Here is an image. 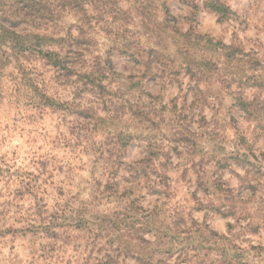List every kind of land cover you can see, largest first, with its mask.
<instances>
[{"label":"rangeland","instance_id":"374dc122","mask_svg":"<svg viewBox=\"0 0 264 264\" xmlns=\"http://www.w3.org/2000/svg\"><path fill=\"white\" fill-rule=\"evenodd\" d=\"M0 5V264H264V0Z\"/></svg>","mask_w":264,"mask_h":264},{"label":"trees","instance_id":"16d2710c","mask_svg":"<svg viewBox=\"0 0 264 264\" xmlns=\"http://www.w3.org/2000/svg\"><path fill=\"white\" fill-rule=\"evenodd\" d=\"M17 1V0H16ZM24 1H26V0H24ZM31 3V5H33V7L36 9V10H38L39 11V8L41 9V6H40V3H37V2H30ZM1 6V5H0ZM36 7H38V8H36ZM1 12H2V14H5L6 13V15H8V12H4V10H0ZM39 13V12H38Z\"/></svg>","mask_w":264,"mask_h":264}]
</instances>
